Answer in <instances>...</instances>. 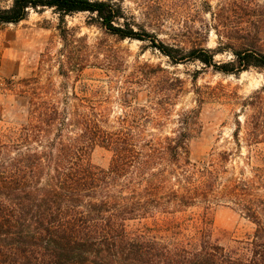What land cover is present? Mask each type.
I'll list each match as a JSON object with an SVG mask.
<instances>
[{
	"label": "trees",
	"instance_id": "16d2710c",
	"mask_svg": "<svg viewBox=\"0 0 264 264\" xmlns=\"http://www.w3.org/2000/svg\"><path fill=\"white\" fill-rule=\"evenodd\" d=\"M46 9L59 14V29L66 16L88 13L120 40L151 41L173 64L220 67L214 57L229 49L237 60L221 65L222 72L264 69L258 47L264 12L254 0L196 8V15L211 17L213 24L199 32L213 28L216 49L156 44L115 0H12L0 9V25ZM237 32L243 34L236 38ZM126 84L119 96L129 110L116 126H108L101 101L74 96L75 103L32 101L20 127L0 133V264H264V197L255 194L264 189V157L254 178L224 183L213 165L182 163L190 130L175 138L145 139L135 124L148 112L133 106L134 82ZM196 113L183 119L186 128L196 123ZM96 146L112 153L108 169L90 162ZM214 204L235 206L254 225L252 236L235 247L222 246L210 216ZM193 206L203 213L178 216Z\"/></svg>",
	"mask_w": 264,
	"mask_h": 264
},
{
	"label": "rangeland",
	"instance_id": "374dc122",
	"mask_svg": "<svg viewBox=\"0 0 264 264\" xmlns=\"http://www.w3.org/2000/svg\"><path fill=\"white\" fill-rule=\"evenodd\" d=\"M115 1L134 16L140 28L155 36L156 44L189 49L196 44L216 49L219 43L213 28L199 32L204 24L213 23L209 14L196 15L197 7L203 9L208 3L216 10L241 2ZM254 2L264 12V0ZM11 3L12 0H0V9ZM235 16L231 14L233 20ZM64 21L66 40L59 29L60 16L52 9L31 11L17 24L0 25V133L19 128L32 101L75 103L74 96L101 101L108 126H116L129 110L119 96L128 80L134 82L131 86L137 92L133 106L145 108L149 115L137 119V133L147 140H164L190 130L182 163L201 169L215 166L221 183L254 178V170L262 166L264 157V69L222 72L221 65L237 60L229 49L215 55V65L220 67H207L198 61L173 64L151 41L120 40L88 13L66 16ZM242 34L237 32L234 36L239 38ZM258 47L264 53V28ZM190 111L197 112V121L189 129L183 119ZM111 159L112 153L100 146L89 157L93 165L103 169L109 168ZM255 194L263 198L264 189ZM202 213L201 206H193L178 216L197 218ZM210 216L215 238L225 248L246 241L254 232V225L231 204H214Z\"/></svg>",
	"mask_w": 264,
	"mask_h": 264
}]
</instances>
